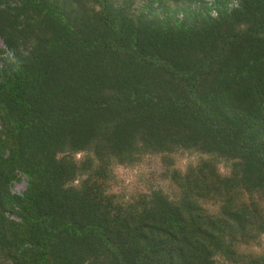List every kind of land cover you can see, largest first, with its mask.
I'll use <instances>...</instances> for the list:
<instances>
[{"label": "trees", "instance_id": "1", "mask_svg": "<svg viewBox=\"0 0 264 264\" xmlns=\"http://www.w3.org/2000/svg\"><path fill=\"white\" fill-rule=\"evenodd\" d=\"M232 1L0 0V264H264L238 250L264 234V0ZM176 150L208 155L169 164L176 197L106 190Z\"/></svg>", "mask_w": 264, "mask_h": 264}, {"label": "rangeland", "instance_id": "2", "mask_svg": "<svg viewBox=\"0 0 264 264\" xmlns=\"http://www.w3.org/2000/svg\"><path fill=\"white\" fill-rule=\"evenodd\" d=\"M3 46L0 38V47ZM82 153L75 155L76 159L81 157ZM208 155L198 152L176 150L167 154H145L140 160L132 164H111V176L105 183L106 190L109 193L117 194L121 200H131L140 193L149 192L153 189H161L171 197H176L177 187L171 180L168 170L170 167L185 170L188 166L197 165L201 160L207 158ZM170 159L171 162H166ZM217 168L221 175L230 173V164L223 160L216 161ZM170 164V167H169ZM25 187V181L15 182L12 189L15 192H21ZM243 199L248 201L253 196L244 192ZM261 201V200H260ZM262 202V201H261ZM203 206L208 211L217 213L220 202L215 200H205ZM238 250L248 255L264 254V234H260L247 243L241 244ZM219 259V258H218ZM219 264H226L224 260L219 259Z\"/></svg>", "mask_w": 264, "mask_h": 264}, {"label": "built area", "instance_id": "3", "mask_svg": "<svg viewBox=\"0 0 264 264\" xmlns=\"http://www.w3.org/2000/svg\"><path fill=\"white\" fill-rule=\"evenodd\" d=\"M231 5H237V0H233L232 3H230V6ZM211 13H212V15H215L216 14L215 10H212Z\"/></svg>", "mask_w": 264, "mask_h": 264}]
</instances>
